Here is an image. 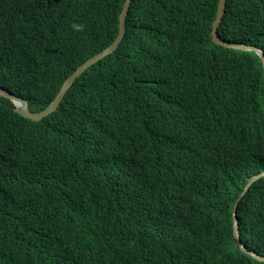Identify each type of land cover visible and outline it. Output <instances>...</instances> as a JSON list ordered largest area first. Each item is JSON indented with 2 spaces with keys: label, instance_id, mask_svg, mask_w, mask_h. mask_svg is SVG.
Instances as JSON below:
<instances>
[{
  "label": "trees",
  "instance_id": "16d2710c",
  "mask_svg": "<svg viewBox=\"0 0 264 264\" xmlns=\"http://www.w3.org/2000/svg\"><path fill=\"white\" fill-rule=\"evenodd\" d=\"M124 3L0 0V87L48 107ZM218 4L132 0L41 120L0 96V264H264L233 217L264 170V68L214 43ZM219 33L264 51V0H227ZM237 216L264 258V177Z\"/></svg>",
  "mask_w": 264,
  "mask_h": 264
},
{
  "label": "water",
  "instance_id": "95a60500",
  "mask_svg": "<svg viewBox=\"0 0 264 264\" xmlns=\"http://www.w3.org/2000/svg\"><path fill=\"white\" fill-rule=\"evenodd\" d=\"M225 1L226 0H221L219 3V7H218V12H217V18L214 20L213 22V34H214V41L216 43L225 45L227 47H233V48H238V49H250L253 51H257V53L259 54L262 63H263V68H264V51L261 49H257L255 46H248V45H237V44H232V43H228L223 41L221 38H219L217 35V29L218 26L223 18V15L225 13ZM131 3L132 0H126L124 7L122 9V12L120 14V25H119V33L117 35V37L115 38V40L112 42V44L107 47L106 49H104L103 51H101L100 53L90 57L87 61H85L82 65H80L64 82V84L62 85L59 93L57 94V96L55 97V99L52 101V103L46 107L45 109L39 111V112H34L30 109L29 106V101L25 98L19 97L17 95H15L12 91L7 90V89H0V95L5 96L9 99H11L15 105L17 106V110L24 116L38 121L43 119L44 117L48 116L49 114L53 113L54 111H56L59 106L61 105L63 99L65 98L67 92L69 91V89L72 87V85L75 83V81L87 70L89 69V67H91L94 63L99 62L101 59H103L104 57L112 54L113 52H115L120 43L122 42V40L124 39L125 36V32H126V21H127V16L129 14V10L131 7ZM264 176V172L252 177L250 179V181L248 182L247 186L245 187L243 193L241 194L240 198L238 199V201L235 204V214H234V232H235V236L240 240L241 234L239 231V225H238V221H237V217H236V211H237V206L239 204L240 199L242 198V196L249 190V188L251 187V185L253 184V182H255L256 180H258L259 178ZM243 250L251 253L254 257H257L259 259H263V257H261L260 255H258L257 253H255L254 251H251L250 249L246 248L245 246H242Z\"/></svg>",
  "mask_w": 264,
  "mask_h": 264
},
{
  "label": "clouds",
  "instance_id": "9594fccd",
  "mask_svg": "<svg viewBox=\"0 0 264 264\" xmlns=\"http://www.w3.org/2000/svg\"><path fill=\"white\" fill-rule=\"evenodd\" d=\"M125 1H126V0H125ZM220 1H221V0H219V3H220ZM226 1H227V0H226ZM226 1H225V8H226ZM124 4H125V3H124ZM131 4H132V3H131ZM123 7H124V6H123ZM218 7H219V4H218ZM130 8H131V7H130ZM129 11H130V10H129ZM121 12H122V11H121ZM217 12H218V10H217ZM120 14H121V13H120ZM128 15H129V14H128ZM224 15H225V13H224ZM224 15H223V17H224ZM127 17H128V16H127ZM216 18H217V15H216ZM216 18H215V19H216ZM215 19H214V20H215ZM214 20H213V22H214ZM222 20H223V18H222ZM222 20H221V22H222ZM221 22H220V24H221ZM220 24H219V26H218V29H217V35H216V36H218L219 38H221L223 41L228 42V43H232V44H237V45L255 46V45H250V44H246V43H235V42H230V41L226 40V39L223 38V37L220 35V33H219V27H220ZM119 25H120V24H119ZM72 27H73V29H74L75 31H83V30H84V25L73 24ZM126 31H127V21H126ZM125 34H126V32H125ZM211 34H212V39H213V37H214V34H213V25H212V31H211ZM116 37H117V36H116ZM124 37H125V36H124ZM114 40H115V39H114ZM114 40H113V41H114ZM123 40H124V39H123ZM123 40H122V42H123ZM113 41H112V42H113ZM213 41H214V39H213ZM122 42H121V43H122ZM121 43H120V45H121ZM214 43H216V42L214 41ZM111 44H112V43H110L107 47H109ZM216 44H218V45H222V44H219V43H216ZM120 45H119V47H120ZM224 46H225V45H224ZM107 47H105L104 49H106ZM119 47H118V49H119ZM255 47H256L257 49L259 48V47H257V46H255ZM230 48H233V47H230ZM104 49H103V50H104ZM118 49H117V50H118ZM235 49H238V48H235ZM259 49H261V48H259ZM103 50H101V51H103ZM117 50H116V51H117ZM238 50H243V49H238ZM246 50H248V51H253V50H250V49H246ZM261 50H263V49H261ZM101 51H100V52H101ZM100 52H98V53H100ZM254 52H255L256 54H258L257 51H254ZM98 53H96V54H98ZM113 53H114V52H113ZM113 53H112V54H113ZM96 54H95V55H96ZM110 55H111V54H110ZM258 55H259V54H258ZM93 56H94V55H93ZM108 56H109V55H108ZM106 57H107V56H106ZM259 57H260V56H259ZM104 58H105V57H104ZM104 58H103V59H104ZM262 64H263V63H262ZM0 89H6V88H4V87H0ZM7 90H9V89H7ZM10 91H11V90H10ZM14 94H15V93H14ZM15 95H16V94H15ZM0 96H2V95H0ZM17 96H18V95H17ZM19 97H22V96H19ZM22 98H24V97H22ZM25 99H26V98H25ZM10 100H11V99H10ZM14 104H15V103H14ZM16 109H17V106H16ZM17 111H18V110H17ZM18 112H19V111H18ZM38 112H39V111H38ZM19 113H20V112H19ZM262 172H264V170H262V171L258 172L257 174L251 176V177L248 179V182L250 181V179H251L252 177H254V176H256V175H258V174H260V173H262ZM263 177H264V176H263ZM261 178H262V177H261ZM261 178H259V179H261ZM259 179H258V180H259ZM256 181H257V180H256ZM256 181H255V182H256ZM248 182H247V184H248ZM255 182H253V184H254ZM247 184H246V186H247ZM253 184H252V185H253ZM252 185H251V187H252ZM246 186H245V187H246ZM251 187H250V188H251ZM250 188H249V190H250ZM244 189H245V188H244ZM249 190H248V191H249ZM243 191H244V190H243ZM248 191H247V192H248ZM247 192H246V193H247ZM242 193H243V192H242ZM242 193H241V194H242ZM246 193H245V194H246ZM245 194H244V195H245ZM244 195H243V196H244ZM240 196H241V195H240ZM240 196H239V198H240ZM243 196H242V198H243ZM239 198H238V199H239ZM242 198H241V199H242ZM238 199H237V201H238ZM241 199H240V200H241ZM237 201H236V202H237ZM239 202H240V201H239ZM235 204H236V203H235ZM238 205H239V204H238ZM237 208H238V206H237ZM234 214H235V207H234ZM233 217H234V215H233ZM236 217H237V221H238L237 211H236ZM238 225H239V221H238ZM239 231H240V228H239ZM240 234H241V233H240ZM236 238H237V237H236ZM237 240L239 241L240 246H241V248H242V246H244V245H243V241L241 240V237H240V240H239L238 238H237ZM246 248H247V247H246ZM242 249H243V248H242Z\"/></svg>",
  "mask_w": 264,
  "mask_h": 264
}]
</instances>
